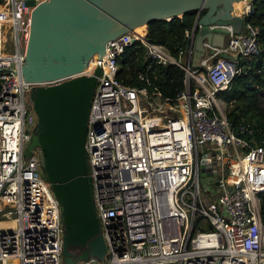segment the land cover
Instances as JSON below:
<instances>
[{"label":"built area","instance_id":"built-area-1","mask_svg":"<svg viewBox=\"0 0 264 264\" xmlns=\"http://www.w3.org/2000/svg\"><path fill=\"white\" fill-rule=\"evenodd\" d=\"M253 2L238 14L246 18L244 30L235 34L225 26L221 48L204 41L194 67L193 28L176 57L150 43L146 30H134L109 40L103 56L93 55L77 75L91 77L99 68L84 148L106 253L75 264H264V147L248 138L250 126L232 128L219 102L241 63L260 52L249 23ZM24 4H0V264H63L60 206L38 153L26 152L37 126L32 88L69 78H22L35 7L24 20ZM5 28L12 36L8 51ZM136 43L146 53V69L136 75L142 86L119 79V61ZM168 64L184 72L172 103L146 76L154 65Z\"/></svg>","mask_w":264,"mask_h":264},{"label":"water","instance_id":"water-1","mask_svg":"<svg viewBox=\"0 0 264 264\" xmlns=\"http://www.w3.org/2000/svg\"><path fill=\"white\" fill-rule=\"evenodd\" d=\"M241 1L245 0H45L33 8L22 78L29 83L69 78L53 86L32 88L30 100L37 126L26 152L29 157L38 149L40 165L60 206L63 264L102 260L106 253L84 148L99 68L91 77L77 75L93 55L103 56L109 40L140 26L147 32L151 21L181 19L190 11L197 12L193 58L199 60L204 41L223 46L228 34L225 26L230 25L235 34L244 30L246 18L233 12V3ZM212 25L218 28H210ZM79 248L82 251L76 257L71 250Z\"/></svg>","mask_w":264,"mask_h":264},{"label":"trees","instance_id":"trees-1","mask_svg":"<svg viewBox=\"0 0 264 264\" xmlns=\"http://www.w3.org/2000/svg\"><path fill=\"white\" fill-rule=\"evenodd\" d=\"M2 0H0L1 4ZM196 11L186 12L181 19L170 21L156 20L148 23L147 40L163 45L173 57L182 44L184 33L194 25ZM249 23L258 31L260 52L241 63V72L236 76L227 92L221 97L228 107L226 119L232 128L248 125L252 134L248 138L254 144L264 147V1L254 0ZM119 79L127 85L142 86L136 75L144 72L147 66L144 48L136 43L127 48L119 61ZM158 88L163 100L172 103L176 93L183 88L184 72L177 66L168 64L154 65L146 74ZM260 213L264 223V194L260 196Z\"/></svg>","mask_w":264,"mask_h":264},{"label":"rangeland","instance_id":"rangeland-1","mask_svg":"<svg viewBox=\"0 0 264 264\" xmlns=\"http://www.w3.org/2000/svg\"><path fill=\"white\" fill-rule=\"evenodd\" d=\"M33 6H35L33 3L27 4V2H26V4H24V7H25L24 8L25 9L24 12H27V13H24L23 16H22L24 20L27 19L28 13L33 8ZM9 33H11V30H9L8 28H5V30H4V38L2 39V44L5 46V50H7V51L10 50V48H11V45L10 44L12 42V36H10ZM251 60H253V58H251ZM181 63L184 64V65H186V59L183 58L181 60ZM219 102L223 106L224 112L226 113L227 110H228V107L226 106V101L222 97H220ZM202 228H203L202 230L207 231V226L206 225L205 226L203 225ZM81 251H82V249H80V248H79V252L76 251V249H73V250H71V253L74 256L77 257L81 253ZM62 260H63V258H62Z\"/></svg>","mask_w":264,"mask_h":264},{"label":"bare ground","instance_id":"bare-ground-1","mask_svg":"<svg viewBox=\"0 0 264 264\" xmlns=\"http://www.w3.org/2000/svg\"><path fill=\"white\" fill-rule=\"evenodd\" d=\"M44 1L45 0H27L26 2H27V4L33 3L35 6H37L41 3H43ZM247 1H249V0L233 3V12L239 14L246 7ZM144 31H145V26H140V27L135 29V32L139 33V34H143Z\"/></svg>","mask_w":264,"mask_h":264},{"label":"crops","instance_id":"crops-1","mask_svg":"<svg viewBox=\"0 0 264 264\" xmlns=\"http://www.w3.org/2000/svg\"><path fill=\"white\" fill-rule=\"evenodd\" d=\"M194 59V60H193ZM197 62H198V56L196 57V56H194V58L192 57V63H191V66L193 65V64H197ZM193 67V66H192Z\"/></svg>","mask_w":264,"mask_h":264},{"label":"flooded vegetation","instance_id":"flooded-vegetation-1","mask_svg":"<svg viewBox=\"0 0 264 264\" xmlns=\"http://www.w3.org/2000/svg\"><path fill=\"white\" fill-rule=\"evenodd\" d=\"M32 152H36V153H38V150H37V149H33ZM76 251L79 252V249H76Z\"/></svg>","mask_w":264,"mask_h":264}]
</instances>
